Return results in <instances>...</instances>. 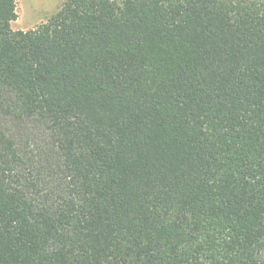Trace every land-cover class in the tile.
Segmentation results:
<instances>
[{
  "label": "trees",
  "instance_id": "trees-1",
  "mask_svg": "<svg viewBox=\"0 0 264 264\" xmlns=\"http://www.w3.org/2000/svg\"><path fill=\"white\" fill-rule=\"evenodd\" d=\"M0 0V264H264V0Z\"/></svg>",
  "mask_w": 264,
  "mask_h": 264
},
{
  "label": "rangeland",
  "instance_id": "rangeland-1",
  "mask_svg": "<svg viewBox=\"0 0 264 264\" xmlns=\"http://www.w3.org/2000/svg\"><path fill=\"white\" fill-rule=\"evenodd\" d=\"M17 18L12 22L14 31L36 29L53 16L64 0H14Z\"/></svg>",
  "mask_w": 264,
  "mask_h": 264
}]
</instances>
